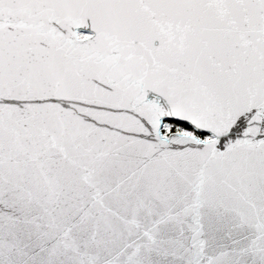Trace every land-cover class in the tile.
<instances>
[{"label": "snow or ice", "instance_id": "1", "mask_svg": "<svg viewBox=\"0 0 264 264\" xmlns=\"http://www.w3.org/2000/svg\"><path fill=\"white\" fill-rule=\"evenodd\" d=\"M0 264H264V0H0Z\"/></svg>", "mask_w": 264, "mask_h": 264}]
</instances>
